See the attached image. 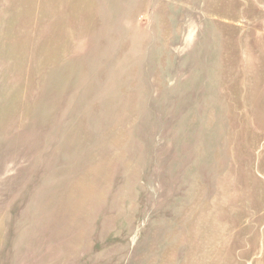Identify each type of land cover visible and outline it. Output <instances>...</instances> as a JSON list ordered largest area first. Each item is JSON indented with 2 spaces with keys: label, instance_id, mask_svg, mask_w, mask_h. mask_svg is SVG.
<instances>
[{
  "label": "rangeland",
  "instance_id": "obj_1",
  "mask_svg": "<svg viewBox=\"0 0 264 264\" xmlns=\"http://www.w3.org/2000/svg\"><path fill=\"white\" fill-rule=\"evenodd\" d=\"M0 264H264V0H0Z\"/></svg>",
  "mask_w": 264,
  "mask_h": 264
}]
</instances>
